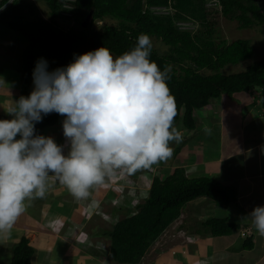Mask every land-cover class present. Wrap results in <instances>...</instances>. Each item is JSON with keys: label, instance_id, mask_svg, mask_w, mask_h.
I'll list each match as a JSON object with an SVG mask.
<instances>
[{"label": "trees", "instance_id": "16d2710c", "mask_svg": "<svg viewBox=\"0 0 264 264\" xmlns=\"http://www.w3.org/2000/svg\"><path fill=\"white\" fill-rule=\"evenodd\" d=\"M215 10L240 29L264 25V10L258 0H215ZM48 18L39 14L32 0H0V26L17 32L27 45L21 54L19 93L33 91V71L38 60L48 62V70L66 67L75 56L107 47L116 57L130 51L143 33L159 39L165 51L153 45L151 60L160 69L170 67L168 85L175 96L178 115L175 126L188 132L198 127L195 111L223 94L250 92L260 88L258 98L264 108V56L240 72L226 73L228 65L249 60L255 50L251 40L219 39L212 21L209 0H44ZM219 6V8H217ZM157 10H161L160 12ZM91 13L88 25L83 23ZM111 23L95 26L98 21ZM196 22V30L181 28V22ZM64 116L51 113L36 123V134L58 124ZM19 138V137H18ZM172 146V142L170 144ZM183 145L175 146L177 155ZM206 196L229 207L236 200L233 186L207 177H190L176 167L165 177L155 175L148 196L131 207L132 213L119 219L107 232L110 257L118 264H137L167 227L178 219L190 201ZM130 208V207H129ZM212 235H228L241 227L229 218L211 217L202 222ZM254 246L252 238L244 247ZM35 247L27 236L14 245L12 264H33Z\"/></svg>", "mask_w": 264, "mask_h": 264}, {"label": "clouds", "instance_id": "9594fccd", "mask_svg": "<svg viewBox=\"0 0 264 264\" xmlns=\"http://www.w3.org/2000/svg\"><path fill=\"white\" fill-rule=\"evenodd\" d=\"M152 49L142 33L115 58L100 47L54 71L37 61L34 90L8 111L11 119H0V232L12 228L26 201L45 196L51 177L80 200L117 170L152 173L172 157L171 142L183 140L175 126L178 106L168 85L171 69L151 60ZM53 112L65 117L67 153L54 138L36 134V123ZM248 216L264 236V206Z\"/></svg>", "mask_w": 264, "mask_h": 264}, {"label": "crops", "instance_id": "0c3cea01", "mask_svg": "<svg viewBox=\"0 0 264 264\" xmlns=\"http://www.w3.org/2000/svg\"><path fill=\"white\" fill-rule=\"evenodd\" d=\"M7 35L14 38L21 36L12 30ZM0 42L3 41L0 39ZM6 80L11 81L9 78L0 77V91L4 88L3 85ZM258 92L254 93L253 89V93L251 91L237 92L232 96L223 94L219 98L212 99L208 104L211 105L209 106L211 109H207L210 114L208 115L210 124L207 127L211 129V134H206L203 139L197 134L186 144L184 143L185 145L182 146L181 151L175 155L174 159L170 158L172 161L178 160L177 156L183 148L191 147L194 149L195 157L187 163L193 164L195 162V168L183 165L176 167L185 168L190 177L207 176L225 185L233 186L237 197L229 207L221 206L206 196L188 202L183 207L180 217L165 230L172 228L174 236L176 233L184 235L182 236L184 242L182 244L172 243V248L164 252L159 260L156 259L152 264H264V236L257 232L250 216L245 218V213L249 215L255 205L264 206V108L258 98ZM10 101V95L1 98L0 119L12 118L8 115V111L11 109ZM212 112L213 115L211 116ZM215 125L218 131L216 133ZM55 126L48 127L50 129L46 131L44 136H54L52 130ZM203 132H205L204 129ZM212 137L215 141L212 140ZM173 164L164 168L168 171L167 175L176 168ZM170 168L172 169L170 170ZM57 183L58 181L53 183L50 178L48 190L58 188L59 183ZM56 192H58L57 194L64 192L63 197L70 193L67 190ZM95 192L100 195L103 194L101 191ZM65 197L66 206L64 205L63 208L67 210L70 206L72 208L69 209L70 213L69 211L63 213L57 205L52 204L51 207L43 210L39 216L41 202L26 201V210L19 219H16L9 230L12 235L20 233L19 236H16L17 242L22 236L29 238L36 251L32 260L33 264H86L87 261H89L88 264H118L110 257V238L107 232L119 219L123 218V215L129 210L132 211L130 206H128L130 208H126L128 211L123 206L113 208L110 212V220L115 221L113 211H118V220L111 224V228L101 230V234L98 233L99 239H101L100 245H85L73 238L70 240L61 237L57 242L54 241L50 249L45 248L47 245L45 234H53L48 228L50 220H56L59 224L65 220L73 222V219H79L83 216L82 207L76 205L74 200ZM238 213H241L237 219L241 227L228 235H212L210 229L202 224L203 221L211 217L230 219L233 215L238 216ZM31 219L34 220L32 225ZM104 220L107 221L105 218ZM86 221L90 220L86 217ZM36 230L38 233L34 238L31 235L35 234L34 231ZM243 233L246 234L243 235ZM248 238H252L254 242V246L249 249L244 247ZM37 240L41 242L38 243Z\"/></svg>", "mask_w": 264, "mask_h": 264}, {"label": "rangeland", "instance_id": "374dc122", "mask_svg": "<svg viewBox=\"0 0 264 264\" xmlns=\"http://www.w3.org/2000/svg\"><path fill=\"white\" fill-rule=\"evenodd\" d=\"M32 1H34L35 4L37 5L39 14L44 18H48L47 8L44 0H32ZM258 2L261 9L264 10V0H258ZM215 3H216L215 0H209L208 5L212 7L211 8L212 13L210 17L212 18V21L215 22L214 28L216 29V35L218 36V38L227 41H233L238 38H247L251 40L255 50L254 56L251 59L243 61L236 65H228L224 69V71L226 73H230V72H240L242 70H245V68L249 64H252L254 61L259 60L264 56V25L252 29L249 28L240 29L238 27V23L235 20L232 21L226 19L222 15L220 10L218 9L215 10L216 9ZM217 8H219V6H217ZM157 11L160 12L161 10H157ZM107 22L111 23L112 21L109 19L98 21L95 23V26L103 25V23H107ZM181 23H182L180 24L181 28H190L196 30L198 27H200L196 22L189 21L187 23L185 22H181ZM9 32L10 30L8 28H6L5 26H0V39L3 41L0 42V77L3 76L6 79L8 78L11 79V81L6 80L5 84L3 85L4 88L1 89L2 91H0V100L1 98L3 99L5 95H10V100H11L10 104H11V108H13L15 107L16 101H18L19 98L21 97V94L19 93L18 90L19 88L18 85L20 86V78H21L19 66L21 62V54L27 45V41L22 36H19V38L18 37L14 38L10 36L12 34L7 35V33ZM152 44L155 47L159 48L160 51H165L167 49L166 46H164V44L159 39H152ZM112 55L114 58L116 57L114 54ZM32 86L34 90V82ZM258 91L260 92L261 89L260 88L254 89V93ZM251 92L253 93V90ZM209 106L211 105H207L206 107L201 108V110H197L198 112L197 111L195 112L196 113L195 118L196 120H198V129L196 131L188 132V130L186 129H181V126L178 127V129L183 134V140L180 143L172 142L173 150L177 145L184 146L188 140L195 137L197 134H199V136H201L202 139L204 138V136L206 137V133L203 132V129L205 128V126L210 124L208 121L209 119L208 115L210 114L207 111V109H211ZM219 114L221 115L220 112ZM212 115L213 112L211 116ZM64 119L65 118H63L58 124H56L55 128L52 130L53 131L52 134L54 135L52 137L58 144L65 146V153H67L68 146L66 139L63 135ZM48 129L50 128L44 129L41 132V134L44 136ZM215 129H216L215 133L218 132L216 125H215ZM212 140H214L213 137ZM194 157H195L194 149H192L191 147L190 148L185 147L183 148L182 152L177 156L178 160L172 161L169 158L167 161L159 162L152 166L154 168L152 173L147 172L145 169L137 170L136 172L131 174L117 170L114 174V177H120L119 179L128 180L126 183L128 187L123 188L124 189L123 191L115 190L113 187H107L104 183L108 182L109 179L108 177H106L103 184L95 185L89 190L92 191L91 193H89V197L85 199L77 200L70 193L69 195H67L68 197L64 196L69 200H74L76 202V205L82 207L81 212L83 216H81V218L79 219H73V222H71L70 220L69 221L65 220L64 222L62 221L59 224L56 222V220L53 221L50 220L49 221L50 225H48V228L51 229L53 234L50 233L45 234V237H47L46 239L47 245L45 248L50 249V246L53 245L54 241L57 242L58 239H60L61 237L70 240H72L73 238L79 242L81 240L76 237L79 236L80 233H82V235L85 238L83 244L100 245L101 239H99L98 233L101 234V230H107L111 228L112 227L111 224L115 223L118 220V216H119L118 211L115 212L113 211L115 221L110 220L111 219L110 212L113 210L114 207L123 206L124 209L129 208L128 206L134 207L137 203L144 200L148 196L149 188L151 186L152 180L155 175H158L160 177H165L168 171L165 170L164 168L168 167L167 165L173 163H174L173 164L174 167H176L177 165H183L185 167L191 166V168H195V162L193 164L187 163L188 161L194 159ZM174 158L175 156L172 155V159ZM171 169L172 168H170V170ZM51 180L53 183L58 181L57 179H55V177H51ZM58 183L60 184L59 181ZM59 184H58L59 187L56 189L52 188L50 189V191L47 189L46 191L47 194H45L43 198L34 199L37 203L41 202L40 205L41 207L39 208V216H41L43 210L48 209L49 207H51L52 204L57 205L59 207V210L63 213H66L71 208L70 206H68L67 210L63 208L64 205L66 206L63 197L64 192L62 194H57L58 192L56 191H60V190L68 191V189L64 185L62 184L59 185ZM95 191L97 192L101 191L103 192V194L102 195L97 194ZM97 199L100 200V208H97L93 204V201ZM257 206L258 205H255L254 208ZM130 213H132L131 210H129L125 215H123V217L128 216ZM240 214L241 213H238V216L233 215L231 216V218L237 221ZM21 215L19 217H21ZM19 217L17 219H19ZM86 217L90 221L87 222ZM104 218L107 219V221L104 220ZM245 218H248V213H245ZM30 221L32 225L34 220L31 219ZM34 232L35 234L33 233L31 236L35 238L38 232L37 230ZM19 235L20 233H16L12 235L11 233H9V231L0 232V264H12L13 247L17 243L16 236ZM175 235L176 236L172 234V228L165 231L164 234L162 233V235L158 238V240L152 244L153 246L151 245L149 250L145 253L143 258L141 259V261L137 264H152L155 262L156 259L159 260V258L162 256L164 252H167L172 248L173 246V245L171 246L172 243L182 244V242H184V238L182 236L184 235H178L177 233ZM40 242L41 241H39L38 243ZM88 263L89 261H87L86 264Z\"/></svg>", "mask_w": 264, "mask_h": 264}, {"label": "built area", "instance_id": "2783aa9c", "mask_svg": "<svg viewBox=\"0 0 264 264\" xmlns=\"http://www.w3.org/2000/svg\"><path fill=\"white\" fill-rule=\"evenodd\" d=\"M67 142V141H66ZM68 146V145H67ZM147 171V170H146ZM120 177H114L111 176L109 177V181L104 183L107 187H113L115 190L118 191H123V188H127L128 185H126L127 183V179H119ZM93 204H95L96 206H98L100 204V200H94ZM245 233H243L244 235ZM76 238H79L82 242L84 241V236L82 235V233L79 234V236H77Z\"/></svg>", "mask_w": 264, "mask_h": 264}, {"label": "water", "instance_id": "95a60500", "mask_svg": "<svg viewBox=\"0 0 264 264\" xmlns=\"http://www.w3.org/2000/svg\"><path fill=\"white\" fill-rule=\"evenodd\" d=\"M90 18H91V13H90V14L87 16V18L85 19V21H84V23H83V26L86 27V26L88 25Z\"/></svg>", "mask_w": 264, "mask_h": 264}]
</instances>
